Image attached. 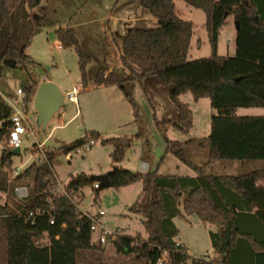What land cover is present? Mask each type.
<instances>
[{
    "label": "trees",
    "instance_id": "1",
    "mask_svg": "<svg viewBox=\"0 0 264 264\" xmlns=\"http://www.w3.org/2000/svg\"><path fill=\"white\" fill-rule=\"evenodd\" d=\"M42 1L0 0V80L4 76V62H15L28 79L22 90L26 105L38 86L27 69L31 58L25 54L34 31L29 12ZM183 1L205 15L212 49L209 58L186 61L192 23L175 16L173 0H139L141 7L157 20L158 27L128 29L121 42L120 62L129 76L118 80L114 71L105 74L100 68L94 77L95 85L117 86L132 108L135 122L139 107L130 91L133 82L139 85L154 111L157 99L166 98L169 109L156 122L163 136L169 128L181 134L192 129L193 115L179 102L181 95L189 93L196 101L207 98L216 113L210 120L207 164L264 162V116L236 115L240 108L264 109V0ZM229 15L238 23L235 55L221 57L217 55V38ZM54 35L62 49H73L76 53L80 84L85 89L89 56L75 43L70 29L57 28ZM10 114L11 109L0 95V140L8 135ZM89 140H100V134L92 132L54 152H45L42 162L32 163L13 179L14 182L31 179L32 186L27 201L18 207L20 214L0 205V243L4 247L0 264H76L79 252L94 247L90 242L89 220L77 215L69 199L53 200L50 192L56 181L54 167L59 164V157ZM164 140L165 155L175 157L193 175L132 173L113 166L107 173L111 188L142 184L140 201L132 211L144 219L146 235L145 240L123 235L111 241L116 252L133 255L149 264H155L166 253L168 264H188L186 248L176 246L178 232L173 220L196 215L204 224L219 228L209 234L216 260L192 259L190 264H264V167L237 176L209 175L204 170L207 164L197 166L188 160L185 143L165 137ZM101 143L112 147L110 158L115 165L131 148L133 139H102ZM11 152L8 149L0 153V193H6L12 182L4 170L11 165ZM90 184L89 178L80 174L68 183L66 191L77 193ZM50 199L52 202L48 203ZM51 207L53 212L49 216ZM35 211L42 215L27 221L26 216ZM50 218L53 225L49 224Z\"/></svg>",
    "mask_w": 264,
    "mask_h": 264
},
{
    "label": "rangeland",
    "instance_id": "2",
    "mask_svg": "<svg viewBox=\"0 0 264 264\" xmlns=\"http://www.w3.org/2000/svg\"><path fill=\"white\" fill-rule=\"evenodd\" d=\"M173 5L179 19L192 23V36L186 61L209 58L212 49L204 13L187 5L183 0H173ZM30 14L34 31L25 50V54L31 58V64L27 65V69L36 82H51L56 85L63 94L64 101L60 111L53 116L44 130L36 122L37 113L32 101L29 103V126L26 127L19 154L12 156L11 165L4 169L5 171L18 170L22 174L32 163L42 160L45 152H54L61 145L69 144L92 132L99 133L100 140L95 141L94 145L84 152V156L73 154L70 161L65 160L63 156L59 157V164L54 167V173L64 186L70 182L71 176L84 174L89 178L104 175L110 172L113 166L136 173L144 162L149 165L150 172L157 171L161 175L178 177L192 176L193 173L186 165L170 154L165 155L164 137L169 141L185 143L186 156L191 163L197 166L208 163L207 138L210 133L211 117L216 114L210 106L209 99L196 101L189 93L181 95L179 102L186 105L193 115L192 129L186 134H181L169 128L163 136L158 131L156 122L160 121L169 109L166 98L157 99L158 106L154 111L139 85L133 82L130 91L139 107L138 119L135 122L132 108L117 86L100 87L94 83V77L100 68H112L118 80L129 76V71L122 66L119 58L121 42L129 28L158 27L157 20L141 7L139 0H43L36 9L29 12V16ZM135 18L139 21L127 23L128 19ZM67 25L72 27L75 43L82 46L89 56L85 89L80 84L77 55L74 50L59 49L56 46L55 27ZM234 36V16L229 15L218 33V56L234 57ZM27 85L26 74L19 66L15 68L6 66L4 76L0 80V95L6 102L19 100L22 97L17 95V90L22 91ZM73 87L78 88L76 102H70L67 98ZM236 115L264 116V109L240 108ZM122 137L132 138L133 143L124 158L114 165L110 158L112 147L103 145L101 140ZM55 139L59 140V143H56ZM6 140L7 136L0 140V153L2 150H8ZM263 164L262 161L243 163L215 161L207 164L204 170L209 175L237 176L262 168ZM140 171L145 173L148 170L141 168ZM9 180L12 182L7 192L0 193V205H6L15 214H20L18 207L25 203L17 200L14 187L23 185L29 192L32 180L21 179L16 182L13 179ZM94 184L91 182L77 193H70L79 205L77 215H81V212L95 214L103 211L105 215L102 222L105 226L123 231L131 237L140 236L145 240L144 219L132 211L140 201L141 189L137 190L135 185H131L97 191L98 189L93 188ZM180 209L182 210V206ZM173 224L178 232L175 241L185 246L189 256L188 264L192 259L216 260L209 237L210 232H216L215 226L204 224L196 215L185 216L184 219L177 217ZM3 256L4 247L0 243V262ZM162 256L166 260L165 264H168L167 255L163 253ZM76 264L149 263L137 260L133 255L118 254L109 242L103 246L95 244L91 250L79 252Z\"/></svg>",
    "mask_w": 264,
    "mask_h": 264
},
{
    "label": "built area",
    "instance_id": "3",
    "mask_svg": "<svg viewBox=\"0 0 264 264\" xmlns=\"http://www.w3.org/2000/svg\"><path fill=\"white\" fill-rule=\"evenodd\" d=\"M78 93L77 88H73L72 91L68 94L67 98L70 102H76V95ZM17 95L19 97H22L19 100H11L9 102H6L4 99L5 104L11 109V114L9 118V131L7 135L6 140V147L9 150H20L21 143L24 137V134L26 133V127H28V105L25 104L24 98H23V91L17 90ZM62 116V115H61ZM94 140H89L86 144H84L81 147H78L74 149L72 152L66 154L63 156V158L67 161H70L72 159L73 154H80L84 156V152L88 151L92 145H94ZM40 148L42 145L39 146ZM40 160L39 162H42L44 160ZM6 173L8 175L9 179H15L20 175L18 170H6ZM94 189H98V184L95 183L93 185ZM51 195L53 200L60 199L62 197H65L69 199L72 204L75 206L76 211L79 210V205L76 204V202L73 200L75 197L71 196L70 193L66 191V186H64L62 183H60L57 178L55 183L52 185L51 188ZM14 193L18 201L25 203L29 197V192L26 186L23 185H16L14 187ZM48 203H51L52 200H48ZM51 212H53V207H51L50 211L48 212V215L50 216ZM42 215L41 212L35 211L33 213H29L26 216L27 221H29L31 218H34L36 216ZM104 212L99 211L95 214H89L87 212H81L80 216H85L89 220V231H90V242L91 244L95 245L98 244L100 246H103L113 240H116L117 238L123 236L122 232L119 230H113L108 228L104 225L102 222V219L104 217ZM54 220L50 218L49 224L53 225ZM45 243L48 242V239H45ZM176 246H179L178 243H176ZM166 254V253H164ZM165 259L163 256H161L155 264H165Z\"/></svg>",
    "mask_w": 264,
    "mask_h": 264
},
{
    "label": "water",
    "instance_id": "4",
    "mask_svg": "<svg viewBox=\"0 0 264 264\" xmlns=\"http://www.w3.org/2000/svg\"><path fill=\"white\" fill-rule=\"evenodd\" d=\"M247 4V2L245 3ZM238 29V23L235 21V30ZM4 65L10 68H15V62L5 61ZM63 94L56 85L51 82H43L38 84L33 96V108L37 113L36 122L38 126L44 130L47 124L52 120L63 105ZM12 155H18L19 150H12ZM90 182L98 183V189L110 188L111 183L108 175H99L89 177Z\"/></svg>",
    "mask_w": 264,
    "mask_h": 264
},
{
    "label": "crops",
    "instance_id": "5",
    "mask_svg": "<svg viewBox=\"0 0 264 264\" xmlns=\"http://www.w3.org/2000/svg\"><path fill=\"white\" fill-rule=\"evenodd\" d=\"M58 4H60V3H58ZM174 14H175V12H174ZM111 17H113L114 15H110ZM175 16H176V14H175ZM177 17V16H176ZM178 18V17H177ZM30 20H31V22H33L32 21V16H31V14H30ZM137 21H139V19L138 18H135V19H128V21H127V23H133V22H137ZM57 28H62V29H72V27L70 26V25H67V27H55V30L57 29ZM130 29V28H129ZM56 42V46L60 49L61 47H60V44H59V42L56 40L55 41ZM62 49V48H61ZM120 55H121V46H120V50H119V58H120ZM105 71H106V73L105 74H107V73H109V72H111V71H113V69L112 68H109V69H104ZM38 83V82H37ZM38 84H40V83H38ZM100 87H103V86H100ZM73 88H77V87H73ZM72 88V89H73ZM78 89V88H77ZM34 96V95H33ZM32 104H33V99H32ZM61 127V126H60ZM56 143H59V140H57V139H55L54 140ZM264 163V162H263ZM263 167H264V164H263ZM262 167V168H263ZM141 168H147V170L149 171L150 169V167H149V165L146 163V162H144V163H142L141 165H140V168L137 170V172L138 173H143V172H141L140 170H141ZM260 169V168H259ZM256 170V169H255ZM254 171V170H253ZM107 173H109V172H107ZM107 173H105V174H107ZM79 175V174H78ZM56 176V175H55ZM77 175H75V176H71L72 178L70 179V181L74 178V177H76ZM57 178V177H56ZM58 180V179H57ZM263 182H264V180H263ZM68 185V184H67ZM66 185V186H67ZM135 185V189H137V190H139V189H141V191H142V184L141 183H137V184H134ZM136 192V191H135ZM139 192V191H138ZM118 230V229H117ZM219 231V228L218 227H216V232H218ZM122 232V234L123 235H125V236H129V237H131L130 235H128V234H126V233H124L123 231H121ZM216 232H214V233H216ZM175 242H177L179 245H181V246H184L182 243H180V242H178V241H175ZM185 247V246H184ZM213 251V250H212Z\"/></svg>",
    "mask_w": 264,
    "mask_h": 264
},
{
    "label": "flooded vegetation",
    "instance_id": "6",
    "mask_svg": "<svg viewBox=\"0 0 264 264\" xmlns=\"http://www.w3.org/2000/svg\"><path fill=\"white\" fill-rule=\"evenodd\" d=\"M234 22H235V20H234Z\"/></svg>",
    "mask_w": 264,
    "mask_h": 264
}]
</instances>
